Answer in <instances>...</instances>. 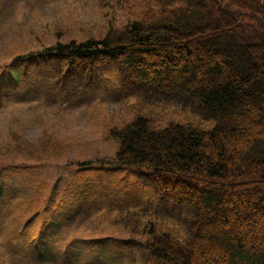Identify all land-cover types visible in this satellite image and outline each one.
<instances>
[{"label":"trees","instance_id":"16d2710c","mask_svg":"<svg viewBox=\"0 0 264 264\" xmlns=\"http://www.w3.org/2000/svg\"><path fill=\"white\" fill-rule=\"evenodd\" d=\"M143 1L99 40L15 57L0 72V111L114 71L133 82L130 95L194 99L211 127L135 115L103 135L118 141L115 153L91 159L62 154L67 142L44 129L26 140L10 130L0 142V264H109L122 246L145 248L141 264H264V0ZM124 166L144 167L160 200L192 220L143 224L152 210L134 211L140 196L108 191Z\"/></svg>","mask_w":264,"mask_h":264},{"label":"rangeland","instance_id":"374dc122","mask_svg":"<svg viewBox=\"0 0 264 264\" xmlns=\"http://www.w3.org/2000/svg\"><path fill=\"white\" fill-rule=\"evenodd\" d=\"M138 2L144 1L0 0V72L13 71L17 67L11 64L15 57L46 46L101 39L108 28H122L136 17L140 8L135 13L133 6ZM29 69L28 75L32 77L33 70ZM122 76L124 80L120 81L117 73L112 71L99 76L92 84L75 80L61 85L64 94L52 101L40 98L1 110L0 142L8 140L10 130L26 140V137H40L44 129L54 141L67 142L68 148L60 151L62 154L71 159H91L114 154L118 141L105 140L103 135H108L112 127H120L135 115L158 121L159 127L166 126L170 119L181 123L196 122L203 129L211 127L210 122L195 117L194 99L187 98L184 103L154 102L147 100L146 94L130 95L133 82L128 75ZM14 119L18 122H13ZM30 148L35 151L33 145ZM147 173L142 166H124L115 175L114 184L108 191L113 194L118 189L119 199L124 197V191L132 198L140 196L142 204H134V211L152 210L143 218V224L154 223L164 230H179L192 220L191 210L161 201L157 190L149 183ZM121 248L123 256L113 257L111 261L107 258V263L141 264L142 256L147 252L138 246ZM90 249L95 251L97 247ZM85 259L89 263L96 262L93 255L85 256ZM83 263L84 258H81L77 264Z\"/></svg>","mask_w":264,"mask_h":264}]
</instances>
